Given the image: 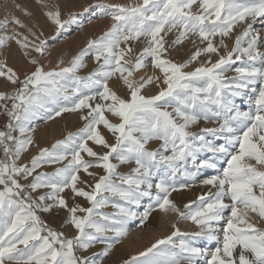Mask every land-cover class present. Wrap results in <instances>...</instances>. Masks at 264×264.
I'll list each match as a JSON object with an SVG mask.
<instances>
[{
    "label": "snow or ice",
    "instance_id": "snow-or-ice-1",
    "mask_svg": "<svg viewBox=\"0 0 264 264\" xmlns=\"http://www.w3.org/2000/svg\"><path fill=\"white\" fill-rule=\"evenodd\" d=\"M37 3L57 34L75 20L72 13L61 19L59 5L49 7L43 0ZM97 9L111 18L109 28L89 39L69 66L47 71L29 55V49L43 55V33L37 34L16 16L0 20V30L5 32L10 24L15 25L10 34L0 36V47L15 42L33 65L21 79L0 62V77L15 86L12 92H0V109L7 116L4 130H0V264H96L77 252L87 251L97 242L112 241L100 253L107 256L127 235V221L138 215L132 206L139 207L144 197L160 211L191 221L198 229L191 235L204 237L215 246H193L184 239L188 234L172 224L170 235L157 239L123 264H264V228L258 226L264 221V0H141L90 5L84 11L95 13ZM237 26L243 27L229 49L226 38L232 37ZM18 29H25L28 35ZM174 29L178 35L173 46L182 44L190 34L203 45L183 63L165 58L168 48L164 36ZM141 38L144 46L136 53L133 44ZM216 38L218 42H214ZM213 54L218 57L214 62ZM88 55L97 68L87 77L75 75ZM202 56L206 59L199 66L184 71ZM147 59L162 78L133 80V73L144 68ZM237 62L239 66L233 67ZM228 71L235 75L227 76ZM113 77L127 89L126 98L109 87ZM154 80L160 90L142 95L141 90ZM245 96L247 111L235 102ZM70 97L74 99L70 101ZM82 110H87L80 116L85 123L77 132L68 133L51 148H40L31 157L30 166L17 163L33 146L30 124L34 118L43 114L53 119L52 112L60 116ZM106 113L119 122H111ZM201 122L205 126L190 130ZM101 125L112 134L114 143L101 134ZM90 141L106 151H94ZM150 141H159L158 147L149 149ZM202 153L210 155L201 157ZM85 156L90 159L85 160ZM64 161L67 163L52 173L34 175L44 164ZM121 164L134 166L121 174L117 172ZM94 167L104 174L91 185L81 181L79 173L95 176L89 171ZM202 170H215L216 174L199 182L216 191L198 196L181 211L169 197L190 185H177L176 177L195 182ZM29 177V183H20ZM78 182L91 191L78 187ZM41 188L51 191L34 199L31 193ZM65 189L90 206L68 207L59 195ZM112 197L118 201L113 202ZM46 200L53 203L45 205ZM109 203L114 213L98 211ZM153 204L139 214L141 224L148 221ZM52 207L67 211L65 223L76 230L73 237L41 222L37 210ZM175 237L180 238L175 250L161 248L172 245Z\"/></svg>",
    "mask_w": 264,
    "mask_h": 264
},
{
    "label": "rangeland",
    "instance_id": "rangeland-1",
    "mask_svg": "<svg viewBox=\"0 0 264 264\" xmlns=\"http://www.w3.org/2000/svg\"><path fill=\"white\" fill-rule=\"evenodd\" d=\"M44 3H47L49 7L53 5H59L62 11L61 19H67L69 13L74 14L75 20L73 23L66 25L64 29L57 34L55 26L51 24L46 17L43 15L44 9L41 7V4L37 3V0H0V20H4L5 17L11 19L12 16L18 17L22 20L26 25L32 28L34 32L37 34L43 33L40 37L41 39L46 41L45 49L43 55L38 54L29 49V55L32 58L38 60V62L44 66L45 70H50L57 67H67L69 66L70 60L86 45L89 39H95L99 37L104 31H106L112 23V20L109 16L101 15L99 10L97 9L95 13L93 11L85 12L84 9L89 7L90 5H98V4H112V3H120V4H128V3H139L141 0H43ZM16 5H19L18 9ZM20 9H24L27 12H30L31 16H26ZM193 11H196V8H193ZM15 25H9L7 32L0 30V36L5 34H10ZM243 26H237L235 31L232 33L231 38H226V43L231 48L233 44V40L237 34L242 30ZM261 25L259 23L255 24V28L259 30ZM24 35H28L25 29H18ZM161 35H164L161 33ZM178 35V30H173L171 33H168L164 36L165 46L168 48V52L166 54L167 59L172 60L176 63H183L188 60L191 54L195 51V49L200 44L199 38L193 35H189V38L184 40L182 44L173 46L172 41ZM31 40L32 37L29 36ZM219 38H216L214 42H218ZM144 46V40L141 38L140 42H135L133 44L134 50L136 53ZM123 47V45H121ZM221 54L224 53V49H221ZM218 57L216 55H212L211 59L214 62ZM206 59V57L199 58L198 61L193 62L188 65L184 71H191L195 67L199 66V64ZM0 62L5 63L8 67L12 68L17 75L23 79L25 73L33 70V65L28 62V58H26L20 48L15 44V42H9L7 45L0 47ZM63 62V63H61ZM239 66V62L233 65V67ZM97 68V64L93 61L92 56L88 55L84 59V66L80 68L75 75L80 77H87L93 70ZM227 76L235 75L234 71H228L226 73ZM152 76H161V73L158 69H154L151 64V60L147 59L145 62L144 68L141 70L134 72L131 77L133 80H139L141 77L147 79V77ZM162 78V76H161ZM69 88L70 84L66 85ZM13 85H11L6 78L0 77V92H12L14 90ZM109 87L115 91L118 95L122 97H127V89L123 86L122 82L117 78L113 77L109 80ZM163 87V85H161ZM160 89L157 88L155 80L153 83L147 85L144 89L141 90V94L145 96H150L156 94ZM250 95V93H249ZM74 99L70 97V101ZM248 97L245 96L243 99L236 98L237 106L243 110H248L247 105ZM3 103V102H0ZM10 104V102H9ZM170 110V109H169ZM87 110L76 111V112H64L60 116H55V113L52 112L53 119H47L45 115H39L33 119L30 127L33 129L31 135L33 139V146L29 147V150L25 153H22L21 159L17 161L18 164H29L31 157L38 154L40 149L39 146L35 143L34 134L37 132V128L41 125L51 124L54 122L55 118L61 117L65 115L67 118L68 115H74L76 117V122L78 127L68 130L65 132V128L62 129V132L58 133L56 137H54L51 142L44 143L41 148H51L52 144H54L57 140L64 139L68 133H75L81 127H83L85 121L80 119V116L85 114ZM107 118L113 122L118 123V118L112 116L109 113L105 114ZM64 117V116H63ZM78 118V119H77ZM78 120V122H77ZM7 122V116L3 113V110L0 109V130H4V126ZM205 126L203 122L200 123L199 126H194L191 131H197L198 127ZM213 126V125H207ZM99 131L108 140L109 143H114V138L111 133H109L103 126H99ZM14 135H18V133H14ZM211 139V137H210ZM222 142V141H221ZM46 144V145H45ZM159 141H150L149 149H154L158 147ZM89 146L93 148L94 151L102 153L106 151L102 147H99L93 144L91 141L89 142ZM210 154L202 153L201 157H206ZM0 158H3V153L0 152ZM85 160L90 159L85 156ZM113 163H118L113 160ZM64 161L59 164H44L40 168L36 170V173H52L55 171L57 167L63 166ZM223 163V161H221ZM188 165H191V161H188ZM134 165L121 164L117 168V172L121 174H127L130 171V168ZM194 170V169H192ZM90 172L95 173V176H87L81 171L79 173L81 181H87L89 185L94 184L95 180L99 175H103L104 172L100 168H91ZM216 174L215 170H202L199 178L193 181H186L183 177L177 176L176 181L177 185L179 183H187L190 186L179 189L171 194L169 197L173 202L180 208L181 211L184 210V205L186 203H190L195 201L198 196L208 193L215 192V188H211V186H201L200 179L207 178L210 175ZM32 177H29L28 180L21 179L20 183L27 184L31 181ZM113 180L116 181V178L113 177ZM78 187L84 188L87 191H91V189L83 184L78 182ZM30 191V190H28ZM51 191L48 188L38 189L37 192L31 193L32 197L35 199L38 195H43ZM153 194H155V188H153ZM62 195L68 207H72L74 205H81L83 207H89L90 205L86 200L82 197H75L71 193L70 189H65ZM105 196L108 193H104ZM111 200L113 202L118 201V197H112ZM227 202V201H226ZM45 205L52 204L53 201L46 200ZM150 204H153V201L144 197L140 201V206H132L133 210L138 213L137 217L134 219H130L127 221L125 228L127 231V235L120 238V242L118 244H114V247L109 252L107 256L100 255L103 251L106 243L112 241H106L105 243H95L92 247H90L87 251H78L77 255L87 256L96 261V264H123V261L132 258L133 256H138L140 252H143L145 249L149 248L157 239H162L171 234L173 231L172 224H176L181 233H187L188 235L184 237V239L188 240L193 246L197 247H205V248H213L215 246L214 242L207 241L204 237H194L191 234L198 231L197 227L188 220H181L175 213L173 212H163L158 208H155L153 204L154 210L151 212L148 221H145L144 224L140 223L139 214L144 211ZM127 206V205H126ZM104 214H112L116 210L111 207V203L109 205L98 210ZM37 216L40 218L41 222L46 225L48 228H51L57 232H62L65 237H73L76 234V230L70 225L65 223L68 213L65 209L59 207H52L49 211H41L37 210ZM77 215H83V213H77ZM249 215H252L251 213ZM154 216V217H153ZM156 217V218H155ZM95 219H99V217H94ZM259 227L264 228V221L258 224ZM46 232H42L41 235H46ZM109 236L112 234L109 233ZM180 238H173V244L167 246H161V248H166L167 250H175L174 245L179 243ZM141 242V243H140ZM20 247H23L22 245ZM123 251V252H122ZM121 252V253H120ZM123 255V256H122Z\"/></svg>",
    "mask_w": 264,
    "mask_h": 264
},
{
    "label": "bare ground",
    "instance_id": "bare-ground-1",
    "mask_svg": "<svg viewBox=\"0 0 264 264\" xmlns=\"http://www.w3.org/2000/svg\"><path fill=\"white\" fill-rule=\"evenodd\" d=\"M75 122L76 117L74 115H68L67 118L65 115H62L61 117L55 118L54 122L51 124L41 125L39 128H37L38 130L34 134L33 138H35V143L41 148L44 143L48 144L51 142V140L56 137L58 133L62 132L63 128H65L64 130L67 133L68 130L78 127Z\"/></svg>",
    "mask_w": 264,
    "mask_h": 264
},
{
    "label": "trees",
    "instance_id": "trees-1",
    "mask_svg": "<svg viewBox=\"0 0 264 264\" xmlns=\"http://www.w3.org/2000/svg\"><path fill=\"white\" fill-rule=\"evenodd\" d=\"M37 214V213H36Z\"/></svg>",
    "mask_w": 264,
    "mask_h": 264
}]
</instances>
